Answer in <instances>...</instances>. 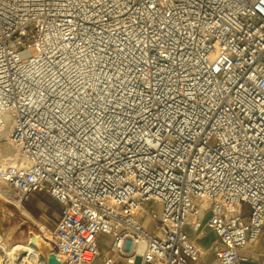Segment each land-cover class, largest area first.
I'll return each mask as SVG.
<instances>
[{"label":"built area","instance_id":"1","mask_svg":"<svg viewBox=\"0 0 264 264\" xmlns=\"http://www.w3.org/2000/svg\"><path fill=\"white\" fill-rule=\"evenodd\" d=\"M4 130L63 263L264 264V0H0Z\"/></svg>","mask_w":264,"mask_h":264},{"label":"rangeland","instance_id":"2","mask_svg":"<svg viewBox=\"0 0 264 264\" xmlns=\"http://www.w3.org/2000/svg\"><path fill=\"white\" fill-rule=\"evenodd\" d=\"M19 158L20 153L18 149L13 146V144L7 139V135L0 134V161L12 163L19 161ZM0 187L6 190L4 192L2 189H0V203L2 204V208H0V219L2 225L1 230L4 235L5 241H7L9 246L20 241L26 242L29 236V231L33 230L36 233L40 232L41 229L39 226L42 224L48 227H53L55 225H49L48 222L43 221V219L39 218L38 216H35L36 218H34L32 216L34 214H31L27 210L31 214L34 221L36 220L35 222H32L20 212L14 201L11 200L10 197H14V191L12 190V188L2 181H0ZM45 195L50 199V206H56V202L53 200V198H51V196H48L47 194ZM7 196L9 197L6 198ZM14 199H18V197ZM23 206L26 208V204L23 203ZM147 206L151 208L150 204H148ZM15 228L16 230H13ZM8 237L10 238L9 240ZM108 241L109 237H103L102 246L106 248ZM130 244L131 240L130 238H127L124 244V248L128 250L130 248ZM0 259V264H7L6 258L0 257ZM211 264H216L214 258H211Z\"/></svg>","mask_w":264,"mask_h":264},{"label":"bare ground","instance_id":"3","mask_svg":"<svg viewBox=\"0 0 264 264\" xmlns=\"http://www.w3.org/2000/svg\"><path fill=\"white\" fill-rule=\"evenodd\" d=\"M0 134L8 135L7 130L2 131ZM0 189H2L4 192L6 191L2 187H0ZM8 197L9 196H7L6 198ZM10 198L12 201H14V203L16 204V206L18 207V209L22 214H24L32 222L36 221V220L34 221L31 214L23 206L21 199L19 197L18 199H14L17 198L14 195V197H10ZM0 208H2L1 203H0ZM1 226L2 225L0 219V257L6 258L7 264H49L48 255L50 252H52V247L48 239V234L46 233L48 226L42 224L39 226L41 229V233L35 232L37 236H39L38 247H33L29 243L21 242V241L9 246L7 241H5L4 235L1 230ZM13 230H16V228ZM9 239L10 238L8 237V240ZM216 264L218 263L216 262Z\"/></svg>","mask_w":264,"mask_h":264},{"label":"crops","instance_id":"4","mask_svg":"<svg viewBox=\"0 0 264 264\" xmlns=\"http://www.w3.org/2000/svg\"><path fill=\"white\" fill-rule=\"evenodd\" d=\"M47 193L37 192L30 195V197L25 201L26 210H28L34 216H38L42 218L43 221L48 222L49 225L55 224L60 212V207L56 203V206H50V199L45 195ZM48 195V194H47ZM49 196V195H48ZM214 239V234L209 232L204 238L199 239V243L202 247H207L210 245L211 241ZM105 250V247L102 246V251ZM211 258L214 256L207 255L203 260L202 264H211ZM215 260V259H214ZM95 264H103L101 259H98ZM118 264H125L123 262H119Z\"/></svg>","mask_w":264,"mask_h":264},{"label":"water","instance_id":"5","mask_svg":"<svg viewBox=\"0 0 264 264\" xmlns=\"http://www.w3.org/2000/svg\"><path fill=\"white\" fill-rule=\"evenodd\" d=\"M29 236H30L29 244L33 247H38L39 246V243H38L39 236H37V234L33 230L29 231ZM48 263L49 264H65L58 258L57 254L54 251L50 252L48 255Z\"/></svg>","mask_w":264,"mask_h":264},{"label":"trees","instance_id":"6","mask_svg":"<svg viewBox=\"0 0 264 264\" xmlns=\"http://www.w3.org/2000/svg\"><path fill=\"white\" fill-rule=\"evenodd\" d=\"M24 204H25V202H24Z\"/></svg>","mask_w":264,"mask_h":264}]
</instances>
